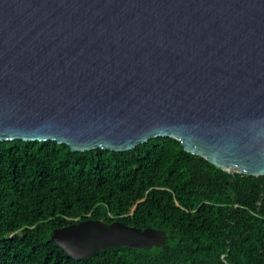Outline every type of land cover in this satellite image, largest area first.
<instances>
[{
  "label": "water",
  "instance_id": "water-1",
  "mask_svg": "<svg viewBox=\"0 0 264 264\" xmlns=\"http://www.w3.org/2000/svg\"><path fill=\"white\" fill-rule=\"evenodd\" d=\"M155 137L264 175V0H0V141L127 151ZM50 238L73 259L166 242L93 219Z\"/></svg>",
  "mask_w": 264,
  "mask_h": 264
},
{
  "label": "trees",
  "instance_id": "trees-1",
  "mask_svg": "<svg viewBox=\"0 0 264 264\" xmlns=\"http://www.w3.org/2000/svg\"><path fill=\"white\" fill-rule=\"evenodd\" d=\"M264 175L229 173L171 137L127 151L0 141V264H264ZM118 220L162 230V248L68 257L54 228Z\"/></svg>",
  "mask_w": 264,
  "mask_h": 264
},
{
  "label": "built area",
  "instance_id": "built-area-1",
  "mask_svg": "<svg viewBox=\"0 0 264 264\" xmlns=\"http://www.w3.org/2000/svg\"><path fill=\"white\" fill-rule=\"evenodd\" d=\"M262 196H264V192H262V194H261Z\"/></svg>",
  "mask_w": 264,
  "mask_h": 264
},
{
  "label": "bare ground",
  "instance_id": "bare-ground-1",
  "mask_svg": "<svg viewBox=\"0 0 264 264\" xmlns=\"http://www.w3.org/2000/svg\"><path fill=\"white\" fill-rule=\"evenodd\" d=\"M132 150V149H131Z\"/></svg>",
  "mask_w": 264,
  "mask_h": 264
}]
</instances>
